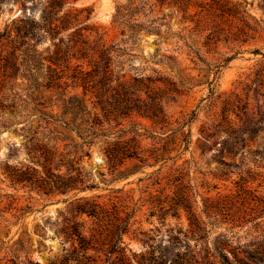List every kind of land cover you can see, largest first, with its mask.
<instances>
[{"label": "trees", "instance_id": "trees-1", "mask_svg": "<svg viewBox=\"0 0 264 264\" xmlns=\"http://www.w3.org/2000/svg\"><path fill=\"white\" fill-rule=\"evenodd\" d=\"M76 1L43 0L38 20L23 15L0 33V130L9 129L3 117L7 112L15 124H22L19 132L23 139L22 157L13 164L0 163V174L10 187L40 196L72 193L70 200H66L70 204V217L63 223L62 253L47 264H213L215 259L221 264H264V196L250 192L243 177L236 191L224 196L223 207L208 206L204 211L208 222L194 212L188 194L176 192L170 196L159 192V197L141 199L139 207L148 202L149 216L158 213L161 220L168 216L180 220L181 214H186L187 228H178L177 233L183 240L195 242L204 240L208 226L212 225L209 220L217 221L218 216H223L224 224L231 228L250 224L258 229L259 238L244 248L228 249L225 243L224 249L213 250L185 245L182 253L164 249L157 254L153 251L132 254L123 236L135 224L133 218L139 209L125 213L112 205L109 210L92 197L77 196L97 188L83 165L92 147L98 146L111 173L119 172L127 162L137 161L141 167L159 165L157 175L167 162L175 163L178 155L171 156L172 153L188 149L189 124L195 111L189 119L181 121L166 111L182 94L181 84L156 71L145 76L142 70L131 66L135 56L131 51L142 34L170 36L174 51L179 54L163 56L161 60L166 63L174 65L178 56L184 54L194 66L198 63L212 66L215 73L243 52L261 55L263 60L252 83L262 88L264 54L259 49H242L256 40L258 25L252 23L242 4L230 0H114L111 24L120 39L107 42L104 33L86 24L89 9L72 7ZM21 6L25 13V3ZM166 9L170 11L167 14ZM174 16L179 17V31L170 27ZM44 38H49L51 47L39 52L36 45ZM220 45L227 46L231 55L219 53ZM203 50L219 57L210 63L201 53ZM69 81L75 84V90L81 88L82 92H68ZM16 86L19 91H15ZM248 100L247 96L242 104L234 92L224 98V121L216 127L228 136L230 155L244 141L238 125ZM255 100V107L259 108V99ZM140 119L151 123L150 131ZM31 122L34 127H30ZM155 130L162 133L155 135ZM202 132L204 138L212 136L205 130ZM146 139L151 140L148 145L143 143ZM257 154L264 158V150ZM226 165L237 167L232 162ZM158 181L157 177L155 183ZM250 194L251 199L247 197ZM84 215L92 220L90 227L87 221L80 220ZM12 245H17V250L24 248L22 239ZM0 264L39 263L13 254L0 258Z\"/></svg>", "mask_w": 264, "mask_h": 264}, {"label": "rangeland", "instance_id": "rangeland-1", "mask_svg": "<svg viewBox=\"0 0 264 264\" xmlns=\"http://www.w3.org/2000/svg\"><path fill=\"white\" fill-rule=\"evenodd\" d=\"M42 1L0 0V33L11 21L23 15L38 20ZM230 1L242 4L253 19L252 23L258 25L256 40L242 49H259L260 53L264 54V0ZM21 3H25V13ZM72 7L88 8L90 15L86 24L104 33L107 42L119 41L118 31L111 24L114 0H77ZM164 12L167 14L170 11L166 9ZM85 15L86 13L83 14ZM178 20L179 17L175 16L170 20L172 31L180 30ZM2 42L5 43V40ZM48 47H51L49 38H44L36 45L39 52H44ZM174 49L170 36L142 34L141 40L131 51V54L135 55L132 57L131 66L142 70L145 76L156 71L176 84H181L182 94L175 103L166 107V111L173 119L180 121L189 119L195 111L189 124L188 149L172 153L171 156L178 155L175 163L167 162L157 175L159 165L141 167L137 161L127 162L119 172L111 173L98 146L92 147L90 156L84 158L83 165L85 170L90 172L97 188L78 193L77 196L92 197L109 210L112 205H116L119 211L125 213L134 208L139 209L133 218L135 224L129 233L123 236L124 244L132 254L152 251L157 254V251L164 249L182 253L185 245L195 249L206 247L210 250L214 247L224 249V243L228 249L251 246L258 240L259 232L250 224L231 228L230 225L224 224L223 216H218L217 221L209 220L212 225L208 226V234L204 240L195 242L193 239L183 240L177 233L178 228H187L186 214L182 213L180 220L171 216L161 220L158 213L149 216L151 204L148 202L139 207L141 199H148L149 196L159 197V192L170 196H174L176 192L188 194L193 201L194 212L203 221L208 222L204 211L208 206L223 207L224 196L236 191L240 177L247 180L246 185L250 192H255L258 197L264 196V158L257 156L258 152L264 150V86L260 88L252 83L254 72L263 60L261 55L243 52L215 73L212 66L202 63L194 66L186 60L184 54L178 56L174 65L161 60L163 56H177L179 52ZM218 52L231 55L224 45L219 46ZM201 53L210 63L219 57L213 53L206 54L205 50ZM20 82L18 80L16 84L19 85ZM68 85V92L71 94L82 92L81 88L75 90V84L71 81ZM15 91H19V86L15 87ZM231 92L239 95L242 104L246 102V97H249V105L242 110L244 114L241 115L242 120L238 125L239 134L244 135V141L232 151L234 155L228 154L231 151L228 136L223 129L216 127L224 121V98ZM255 98L259 99V108L255 107ZM46 99L49 101L50 96ZM3 117L9 129L0 130V163L13 164L22 157L20 145L23 139L19 132L22 124H15V120L7 112ZM231 119H234L233 115ZM139 121L145 124L148 131L151 130L150 122L142 119ZM34 126L35 123L31 122L30 127ZM203 130L212 136L204 138ZM155 131L158 136L162 133L160 130ZM150 142V139H146L143 143L148 145ZM229 162L235 163L237 167H228L226 164ZM157 177L158 184L155 183ZM71 197L72 193L45 197L19 187L14 189L0 174V258L14 254L39 264H47L55 255L61 254L64 246L63 223L70 217V204L66 200ZM247 197L251 199L252 195ZM121 216L124 214L121 213ZM80 220L87 221L89 227L92 224V220H88L85 215ZM8 239H12L9 244L6 243ZM17 239L23 240L25 250H17V245H12ZM126 254L130 256L128 251ZM213 264L221 262L215 259Z\"/></svg>", "mask_w": 264, "mask_h": 264}]
</instances>
